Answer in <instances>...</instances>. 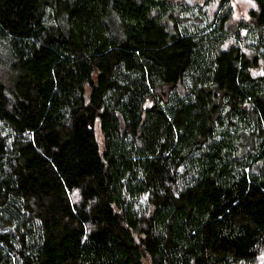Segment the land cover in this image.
<instances>
[{
    "label": "trees",
    "instance_id": "16d2710c",
    "mask_svg": "<svg viewBox=\"0 0 264 264\" xmlns=\"http://www.w3.org/2000/svg\"><path fill=\"white\" fill-rule=\"evenodd\" d=\"M195 1L0 0V264H264V0Z\"/></svg>",
    "mask_w": 264,
    "mask_h": 264
},
{
    "label": "rangeland",
    "instance_id": "374dc122",
    "mask_svg": "<svg viewBox=\"0 0 264 264\" xmlns=\"http://www.w3.org/2000/svg\"><path fill=\"white\" fill-rule=\"evenodd\" d=\"M189 2L190 5H195L196 1L195 0H186ZM205 0H201L203 2ZM233 10H234V20L236 21L237 19H242V18H249L250 17V11L251 9L255 8V3L251 0H233ZM219 5L218 0H214L211 2V4L206 5L207 10L210 11V13L214 12ZM196 10H199L196 9Z\"/></svg>",
    "mask_w": 264,
    "mask_h": 264
}]
</instances>
